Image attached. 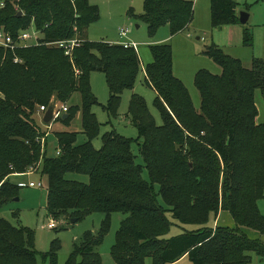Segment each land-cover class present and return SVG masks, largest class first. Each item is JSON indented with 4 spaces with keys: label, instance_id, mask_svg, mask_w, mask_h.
I'll use <instances>...</instances> for the list:
<instances>
[{
    "label": "trees",
    "instance_id": "trees-1",
    "mask_svg": "<svg viewBox=\"0 0 264 264\" xmlns=\"http://www.w3.org/2000/svg\"><path fill=\"white\" fill-rule=\"evenodd\" d=\"M237 6L233 0H210L212 28L240 23ZM97 17V7L89 0H0V29L13 36L31 27L39 32L38 44L0 48V208L19 194L12 175L40 170L47 179L50 219L79 221L90 213L105 214L98 233H84L64 264H103L95 247L115 212L126 215L110 250L116 264H144L146 258L152 264H175L184 257L189 264H250V252L263 258L264 242L249 238L242 228L264 234V215L257 206L264 197V121L257 120L254 102L256 89L264 100V58H253L246 68L218 46L207 47L204 53L221 73H196L197 111L173 75L170 45L149 46L151 60L144 65V79L154 91L161 124L145 99L132 93L127 116L138 137L108 131L97 149L92 140L100 122L92 107L98 100L90 73L104 74L108 101L102 107L116 117L123 92L133 90L142 66L134 48L88 38L86 29ZM137 18L150 32L167 24L174 34L191 22L193 1L143 0ZM74 37L79 42L70 54L46 44ZM242 40L251 44L248 28H243ZM74 92L79 93V104L69 105L68 117L56 120L68 126L79 112L80 133L86 140L76 143L77 131H56V154L48 156L50 123L39 122V106L66 104ZM133 141L138 142L143 165L135 162ZM143 168L149 180L142 177ZM68 174L88 179L83 182ZM220 210L230 213L234 227L210 226L209 219H216ZM168 213L198 227L167 238L172 224ZM34 239L33 229L0 216V264H38ZM59 247L57 239L51 242L43 256L48 264H58Z\"/></svg>",
    "mask_w": 264,
    "mask_h": 264
},
{
    "label": "rangeland",
    "instance_id": "rangeland-1",
    "mask_svg": "<svg viewBox=\"0 0 264 264\" xmlns=\"http://www.w3.org/2000/svg\"><path fill=\"white\" fill-rule=\"evenodd\" d=\"M90 3L97 7L98 17L92 21L87 29L86 34L93 41L117 42L118 28L127 26L129 33L127 41L136 44L135 50L141 60L139 70L133 91L141 95L148 106V109L157 124L162 120L158 109L153 103L154 91L149 87L144 79V65L151 60L149 46L160 43H168L172 51V72L185 86L194 108L200 109V95L195 86L194 78L198 71L207 70L212 74H220L221 67L204 51L211 45H216L222 51L232 57L240 59L242 65L250 68L253 58H264V0H233L237 6V14L245 12L248 19L245 23L226 24L220 28H212L210 20V0H192L193 1V18L187 27L177 33L171 34L169 25H161L154 32H150L148 26L137 18V15L143 12V0H89ZM132 13V15H131ZM243 28H248L251 32L252 41L250 45H245L242 40ZM91 90L98 100V104L92 107L97 120L100 122V131L96 138L92 140L95 148L102 145V135L108 131L114 130L116 133L135 140L138 137V131L130 123L127 116L128 101L132 91L125 90L122 94L121 102L118 107V115L108 116L103 109L108 101V88L105 76L100 71H93L89 76ZM80 102L78 92L71 95L70 100L66 103L77 105ZM254 102L258 109L257 120L264 121V100L258 89L254 93ZM42 113V112H41ZM39 122L43 124L41 119ZM80 113L65 125L61 120L54 119L47 127V148L46 154L53 156L56 154V131L68 130L77 131L76 143H82L86 137L81 132ZM135 162L143 165L144 161L139 152L138 142L133 141L131 144ZM27 175L11 176V182L20 186L17 199H12L0 208V216L6 218L14 225H25L35 232L34 244L39 253L38 264H48V260L43 256L50 249L51 242L57 239L60 247L57 252L58 264H64L73 244L78 242L84 233H98L105 214L94 212L86 215L79 221L71 222L68 220L56 221V226L50 228L47 223L50 218L47 215V179L42 175L40 170L29 172ZM69 178L78 179L86 182L87 176L82 174H68ZM142 177L149 180L146 168L142 170ZM43 181V188L29 187L28 182ZM23 181L24 183H20ZM156 191L159 186L154 185ZM161 204L163 200L158 196ZM257 206L262 215H264V197L257 201ZM221 213V212H220ZM15 214V215H14ZM126 215L123 213H111L109 217V229L104 235L101 244L95 247L102 258L103 264H116L111 257V247L115 241V234L119 228L121 219ZM171 221L170 230L165 235L167 238L177 235L186 230L196 229L197 225L183 224L167 214ZM212 227L217 225L234 227L235 223L226 210H223L219 217L209 219ZM249 238H258L264 242V234L258 231L242 228ZM250 264H264V257L260 258L255 253L250 252ZM187 257H184L178 264H189ZM144 264H152L151 258H146Z\"/></svg>",
    "mask_w": 264,
    "mask_h": 264
},
{
    "label": "built area",
    "instance_id": "built-area-1",
    "mask_svg": "<svg viewBox=\"0 0 264 264\" xmlns=\"http://www.w3.org/2000/svg\"><path fill=\"white\" fill-rule=\"evenodd\" d=\"M129 33V28L127 26H122L118 28V40L117 44H121L124 47H132L135 49L136 44L131 43L129 41H127V35ZM38 37H39V32L38 30H36L35 28L31 27L29 29L20 31L18 34H16L15 36H13L10 32L4 30V29H0V48L4 49V50H13L15 49L17 46H23V47H27L29 45H33V44H38ZM78 39L77 38H72L69 40H59V41H55V42H50V43H46V44H54L58 47H61L65 50L66 54H70L72 48L74 46H76L78 44ZM15 61H17V59H15ZM53 106V117L51 122L54 119H57L59 117H61L62 113L67 112L68 110V106L66 104H54ZM46 110V108H44V106H39V111L40 112H44ZM49 122V123H51ZM46 124V123H44ZM50 127V126H48ZM29 172H33L32 169ZM28 172V173H29ZM23 185H27L29 187H39V188H43V181H38V182H28L27 184H23ZM47 226L50 228H53L56 226V222L52 219H50V221L47 223Z\"/></svg>",
    "mask_w": 264,
    "mask_h": 264
},
{
    "label": "water",
    "instance_id": "water-1",
    "mask_svg": "<svg viewBox=\"0 0 264 264\" xmlns=\"http://www.w3.org/2000/svg\"><path fill=\"white\" fill-rule=\"evenodd\" d=\"M18 14H21V12L19 11ZM247 19H248V14H247V13H245V12H240V13H239V21H240V23H242V24L245 23V22L247 21ZM52 117H53V106L50 105V106L45 110V112L43 113V116H42V122H43V123H49V122H51ZM62 118H63V119H64V118H67V114H64V115L62 116ZM14 199H17V197L14 198ZM75 221H76V218H72V219H71V222H75Z\"/></svg>",
    "mask_w": 264,
    "mask_h": 264
},
{
    "label": "crops",
    "instance_id": "crops-1",
    "mask_svg": "<svg viewBox=\"0 0 264 264\" xmlns=\"http://www.w3.org/2000/svg\"><path fill=\"white\" fill-rule=\"evenodd\" d=\"M113 42V41H112ZM112 42H109V43H112ZM115 43V42H114ZM144 74V73H143ZM132 93H134V91L132 90ZM45 112V111H44ZM43 112V113H44ZM43 113H40V115H39V119H41V121H42V116H43ZM64 114H67V112H65V113H62L61 114V117L64 115ZM67 117H68V114H67ZM27 174H30V173H26V174H22L23 176L24 175H27ZM12 176H16L15 174L14 175H12ZM17 176H19V175H17ZM20 183H24L23 181H19ZM222 211L223 210H220L219 211V213H218V215H217V218L219 217V214L221 215V213H222ZM221 212V213H220ZM230 227V226H229ZM181 261V260H180ZM180 261H178L177 263H179ZM177 263H175V264H177Z\"/></svg>",
    "mask_w": 264,
    "mask_h": 264
}]
</instances>
